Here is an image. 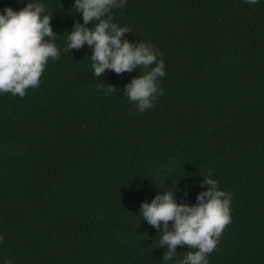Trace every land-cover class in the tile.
I'll return each instance as SVG.
<instances>
[{
    "label": "trees",
    "instance_id": "trees-1",
    "mask_svg": "<svg viewBox=\"0 0 264 264\" xmlns=\"http://www.w3.org/2000/svg\"><path fill=\"white\" fill-rule=\"evenodd\" d=\"M41 2L59 56L23 96L0 93V260L173 264L138 206L175 185L177 202L194 203L210 174L232 199L208 264H264V0L112 9L130 30L122 40L148 42L164 60L163 92L143 112L123 89L146 69L93 75L91 46L65 48L81 22L72 0ZM24 3L0 0V10ZM187 250L177 245L174 259Z\"/></svg>",
    "mask_w": 264,
    "mask_h": 264
},
{
    "label": "clouds",
    "instance_id": "clouds-1",
    "mask_svg": "<svg viewBox=\"0 0 264 264\" xmlns=\"http://www.w3.org/2000/svg\"><path fill=\"white\" fill-rule=\"evenodd\" d=\"M19 3L20 0H17ZM250 4L257 0H247ZM125 0H72V7L81 16L67 31L65 48L79 49L91 46L87 55L92 64L93 75L99 76L106 69L116 73L132 71L138 66L146 70L133 76L124 85L123 96L134 102L137 111L143 112L153 106V101L163 89L158 77H163L164 60L150 43L136 40L130 43L121 39L129 32L126 25L112 19L111 10L123 7ZM49 15L41 0H26L23 7L14 10L10 6L0 10V93L10 92L23 96L28 87H36L48 59H56L59 50L54 42L55 34ZM97 21L93 27L87 25ZM108 92H113L110 86ZM211 173V169H209ZM194 203L177 202L174 189L157 192L150 201H141L139 215L154 228H159L158 247L166 245L162 260L173 264H208L207 255L215 248L224 226L230 222L232 194L218 187L210 174L199 182ZM171 221V226L168 222ZM177 245L188 249L180 259H174ZM0 264H11L5 258Z\"/></svg>",
    "mask_w": 264,
    "mask_h": 264
}]
</instances>
